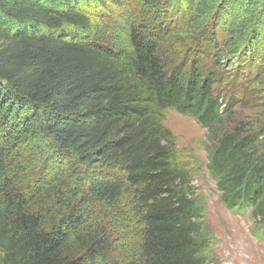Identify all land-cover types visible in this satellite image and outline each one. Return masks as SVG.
Instances as JSON below:
<instances>
[{
  "label": "trees",
  "instance_id": "trees-1",
  "mask_svg": "<svg viewBox=\"0 0 264 264\" xmlns=\"http://www.w3.org/2000/svg\"><path fill=\"white\" fill-rule=\"evenodd\" d=\"M251 82L264 0H0V264H213L169 109L264 239V126L232 115Z\"/></svg>",
  "mask_w": 264,
  "mask_h": 264
},
{
  "label": "rangeland",
  "instance_id": "rangeland-1",
  "mask_svg": "<svg viewBox=\"0 0 264 264\" xmlns=\"http://www.w3.org/2000/svg\"><path fill=\"white\" fill-rule=\"evenodd\" d=\"M246 90L247 100L236 105L232 115L258 129L264 126V92L256 82H251ZM163 124L174 134L181 157L191 163L197 193L207 205V227L217 239L213 264H264V239L252 232L251 209L240 213L228 209L219 199V191L207 169L206 150L210 142L206 129L194 118L171 109L163 112Z\"/></svg>",
  "mask_w": 264,
  "mask_h": 264
}]
</instances>
